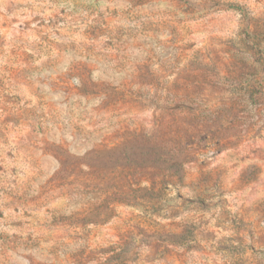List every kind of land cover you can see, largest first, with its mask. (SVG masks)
Masks as SVG:
<instances>
[{
  "label": "rangeland",
  "instance_id": "374dc122",
  "mask_svg": "<svg viewBox=\"0 0 264 264\" xmlns=\"http://www.w3.org/2000/svg\"><path fill=\"white\" fill-rule=\"evenodd\" d=\"M0 264H264V0H0Z\"/></svg>",
  "mask_w": 264,
  "mask_h": 264
},
{
  "label": "trees",
  "instance_id": "16d2710c",
  "mask_svg": "<svg viewBox=\"0 0 264 264\" xmlns=\"http://www.w3.org/2000/svg\"><path fill=\"white\" fill-rule=\"evenodd\" d=\"M258 95H259V94H258ZM258 95H257V96H258ZM250 99L252 100V102H256V98L253 97V94H252V93L250 94ZM147 142H148V141H147Z\"/></svg>",
  "mask_w": 264,
  "mask_h": 264
}]
</instances>
